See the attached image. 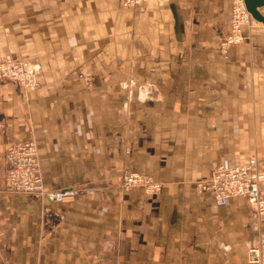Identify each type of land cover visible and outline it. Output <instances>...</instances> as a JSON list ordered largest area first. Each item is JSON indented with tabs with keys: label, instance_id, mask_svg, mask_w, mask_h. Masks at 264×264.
Here are the masks:
<instances>
[{
	"label": "crops",
	"instance_id": "crops-1",
	"mask_svg": "<svg viewBox=\"0 0 264 264\" xmlns=\"http://www.w3.org/2000/svg\"><path fill=\"white\" fill-rule=\"evenodd\" d=\"M231 10L0 0V61L39 69L36 89L0 81V264H247L252 249L264 264L247 200L219 207L200 187L223 162L256 157L264 173V25L224 52ZM24 141L71 203L9 189L5 153ZM130 172L162 190H125Z\"/></svg>",
	"mask_w": 264,
	"mask_h": 264
},
{
	"label": "built area",
	"instance_id": "built-area-1",
	"mask_svg": "<svg viewBox=\"0 0 264 264\" xmlns=\"http://www.w3.org/2000/svg\"><path fill=\"white\" fill-rule=\"evenodd\" d=\"M124 8L135 9L146 3H166L169 0H121ZM256 21L247 11L244 0H232L229 34L222 40L221 49L226 52L230 47L243 43L244 31L252 28ZM0 81L17 84L30 90L39 87L38 68L25 61H0ZM0 114V130L3 129ZM5 181L15 193L42 198L51 203L63 205L71 203L76 192L71 189L48 190L45 187L39 165L38 148L33 141H24L8 147L5 153ZM264 173L256 157L245 163L232 166L229 162L219 164L210 179L200 185L205 192L212 194L215 204L224 207L232 198H245L253 213L264 222ZM123 188L141 189L147 195L159 193L161 183L151 176L137 172L127 173L123 178ZM261 253L258 249L249 251L247 264H260Z\"/></svg>",
	"mask_w": 264,
	"mask_h": 264
},
{
	"label": "water",
	"instance_id": "water-1",
	"mask_svg": "<svg viewBox=\"0 0 264 264\" xmlns=\"http://www.w3.org/2000/svg\"><path fill=\"white\" fill-rule=\"evenodd\" d=\"M247 11L251 14L252 18L264 25V15L260 9L264 7V0H244Z\"/></svg>",
	"mask_w": 264,
	"mask_h": 264
},
{
	"label": "rangeland",
	"instance_id": "rangeland-1",
	"mask_svg": "<svg viewBox=\"0 0 264 264\" xmlns=\"http://www.w3.org/2000/svg\"><path fill=\"white\" fill-rule=\"evenodd\" d=\"M135 9H136V8H135ZM25 62H27V61H25ZM29 63H30V62H29ZM35 66H36V65H35ZM38 71H39V69H38ZM38 155H39V154H38ZM126 174H127V173H126ZM126 174H125V175H126ZM125 175H124V176H125ZM123 178H124V177H123ZM123 178H122V182H123Z\"/></svg>",
	"mask_w": 264,
	"mask_h": 264
}]
</instances>
